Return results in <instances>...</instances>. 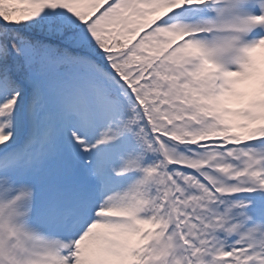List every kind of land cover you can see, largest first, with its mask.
Wrapping results in <instances>:
<instances>
[{
  "label": "snow or ice",
  "instance_id": "6c2138e0",
  "mask_svg": "<svg viewBox=\"0 0 264 264\" xmlns=\"http://www.w3.org/2000/svg\"><path fill=\"white\" fill-rule=\"evenodd\" d=\"M0 264H264V0H0Z\"/></svg>",
  "mask_w": 264,
  "mask_h": 264
}]
</instances>
